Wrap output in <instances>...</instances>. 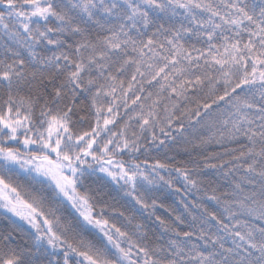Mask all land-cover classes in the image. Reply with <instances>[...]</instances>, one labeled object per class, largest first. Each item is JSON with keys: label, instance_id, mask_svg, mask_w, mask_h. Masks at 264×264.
Here are the masks:
<instances>
[{"label": "snow or ice", "instance_id": "6c2138e0", "mask_svg": "<svg viewBox=\"0 0 264 264\" xmlns=\"http://www.w3.org/2000/svg\"><path fill=\"white\" fill-rule=\"evenodd\" d=\"M0 225V264H264V0H0Z\"/></svg>", "mask_w": 264, "mask_h": 264}, {"label": "trees", "instance_id": "16d2710c", "mask_svg": "<svg viewBox=\"0 0 264 264\" xmlns=\"http://www.w3.org/2000/svg\"><path fill=\"white\" fill-rule=\"evenodd\" d=\"M143 160V157L141 158ZM172 199H178V197H169V201L172 200ZM161 212H163V209H161ZM0 226H3V225H0Z\"/></svg>", "mask_w": 264, "mask_h": 264}]
</instances>
